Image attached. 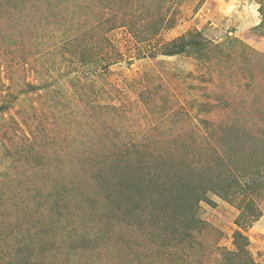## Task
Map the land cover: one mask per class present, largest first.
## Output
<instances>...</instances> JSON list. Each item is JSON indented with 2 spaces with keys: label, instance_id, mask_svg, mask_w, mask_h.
I'll return each instance as SVG.
<instances>
[{
  "label": "rangeland",
  "instance_id": "obj_1",
  "mask_svg": "<svg viewBox=\"0 0 264 264\" xmlns=\"http://www.w3.org/2000/svg\"><path fill=\"white\" fill-rule=\"evenodd\" d=\"M0 264H264V0H0Z\"/></svg>",
  "mask_w": 264,
  "mask_h": 264
}]
</instances>
